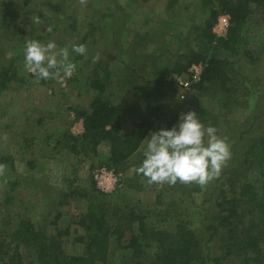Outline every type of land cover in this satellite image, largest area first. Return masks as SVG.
I'll use <instances>...</instances> for the list:
<instances>
[{
  "label": "trees",
  "instance_id": "1",
  "mask_svg": "<svg viewBox=\"0 0 264 264\" xmlns=\"http://www.w3.org/2000/svg\"><path fill=\"white\" fill-rule=\"evenodd\" d=\"M76 2L73 1L65 8L57 2L53 3L52 0L38 2L37 5L52 4L44 13H38L40 19L42 17L48 22L52 30L34 39L43 38L47 42L54 41L57 48H62L66 45L64 36L55 33L58 26L63 29L66 27L67 33L71 36L79 35L76 36L78 40L75 41L79 44H87V39L93 38L94 30H102L104 39H108L106 41L112 43L115 50L109 51L104 58L95 62L92 73L84 78L83 85L94 93L88 106L70 108L75 118L81 120L83 131L76 135L69 131L62 133L57 137V145L67 148L72 153H82L86 156L89 153H95L98 145L105 144L108 146V153L99 161V164L115 168L116 171H124L128 159L136 152L147 131L153 128L160 130L163 125L160 113L162 98L164 96L170 99L175 98L177 84L174 80L166 81V76L170 77L172 72L181 74L194 62L203 63L204 68L201 81L195 86L197 92L191 95V99L195 100L202 90L217 86L210 95L216 98V103L221 106V109L231 111L228 107H235L237 97L234 98L233 95L237 94L238 86L231 83V80L236 77L243 85L246 84V68L248 67V65L240 67L236 64L240 63L239 57L242 54H245V57L247 55L249 62L253 61L252 50L244 47L245 43H242L243 40L247 42L248 39L245 25L252 15L256 16V22L264 23V0H200V6L197 8H201L204 14L193 31L196 34L197 45L186 44L187 52L178 50V53L180 52L178 55L181 56L175 62L167 60V50H164L165 57L160 55L152 63L148 61L153 73L151 78L145 77L138 71L136 68L139 67L140 61L133 60L134 57L141 55L134 50L140 44L136 40L138 33L135 27L131 28V24L125 22L121 28L118 25L114 26L112 19L104 25L94 13L85 26H78L77 22L80 19L76 13L78 7ZM170 3L168 2L167 6H170ZM138 4L133 9H136ZM27 12V8L23 7L21 11L16 6L10 14H7V11L4 15L0 14L1 38L4 37V33L7 36V32L11 29L14 31L18 22L25 24L26 18H23V14ZM221 14L228 15L229 24L225 36L217 37L212 32V27ZM10 15L18 19L11 20ZM151 35V30L145 32L146 37ZM128 40L130 43L123 46L122 43ZM75 42L72 43L75 44ZM164 45L168 48L167 44L164 43ZM221 49L228 51L230 58H235V60L220 56L218 52ZM86 53L75 55V60L85 58ZM117 53L127 54L128 58L124 64L126 56H121L123 68L121 72L112 74L110 64L116 58ZM4 61L0 66V92L13 81L20 79L23 82L24 80L22 76H17L11 60H7L5 64ZM29 75L37 79L33 74ZM62 78L64 81L67 79L63 77V74ZM50 81L51 79H41L38 83L47 85ZM110 81L112 86L109 85ZM125 85L128 87L127 90H119ZM229 85H231L230 88H227ZM243 89L246 90L244 97L248 99L255 95H252V92L257 93V89L259 91V88L252 90L247 85H244ZM190 91L183 98L178 97V99L189 98ZM208 97L212 98L209 95ZM115 98H118L119 102H116ZM178 99L176 101L181 103ZM131 113L138 114L141 118L139 121H134L128 132L122 134L123 121ZM223 113L224 111H221V115ZM176 117V113L172 114L165 128L170 129ZM198 117L201 120V117ZM209 121H215L213 114L210 115ZM260 132V135L254 137L243 136L241 133L232 140L231 153L239 157L241 155L242 159L230 158L229 163L227 161L219 176L212 181L211 192L209 198L206 199L210 202L213 190H218L213 201L218 213L210 214V209L203 208L198 211L202 216L200 222L192 224L191 217H185L189 213L186 209L169 210L168 213L171 215L167 217L175 223L174 229L170 231L146 225L144 218L137 217L133 209L127 210L126 214L123 211L116 213L117 209L111 207V212H108L109 207L104 206L97 198V196L104 197L106 194L95 188L94 182L89 183L93 192L88 193L84 188L72 184L66 190L51 183L48 185L47 174H43L39 179L29 174L19 181H17L19 176H16L17 179L15 178L12 185L17 186L22 182L26 188L30 186L34 189L40 181L47 187L41 192L44 204L40 216H44L36 222L23 214H18L13 220L10 218L11 214L7 212L1 216L0 264H223V259H228V257L232 260L230 264H264V245H262L264 244V126ZM227 137L229 140V135ZM239 142L244 148L242 151L234 148L238 147ZM0 162L8 163L11 169L14 166L11 156L1 155ZM28 164L32 166L34 161H29ZM250 170H255L260 175L259 184L246 180L245 174ZM224 186L227 187L226 190ZM174 189L178 191L179 197L182 198L181 201L191 196L195 190H200L198 186L180 182ZM160 195L162 196L161 193ZM73 197H80L86 202L85 211L77 221L84 230V234L73 238L74 241L79 242V247L84 245V255L66 254L64 242L66 238L68 239L69 226L65 228L57 226V221L63 214L60 210L62 201ZM11 200L12 196L7 195L5 201ZM241 203L252 207L238 210L237 207ZM106 204L108 203L105 202ZM223 211L226 213L221 214L220 212ZM252 211L259 212L260 218L250 216L249 222H245L244 217ZM106 214H119L120 218L125 215L126 220L123 226L115 222V227H113L106 219ZM206 214H210L208 221L205 220ZM45 223L53 226L54 230L48 232ZM218 225L223 228L227 227V230L217 232ZM218 233L221 244L214 245V235ZM113 239L116 242L115 245L111 243ZM23 246L30 249L33 255L31 259L28 260L21 253L20 247ZM212 246L216 248V253L213 252ZM221 249L222 256H218V250Z\"/></svg>",
  "mask_w": 264,
  "mask_h": 264
},
{
  "label": "rangeland",
  "instance_id": "2",
  "mask_svg": "<svg viewBox=\"0 0 264 264\" xmlns=\"http://www.w3.org/2000/svg\"><path fill=\"white\" fill-rule=\"evenodd\" d=\"M41 1L34 0L33 3L29 0H0V14L2 15L6 11L7 14H10L16 6L21 11L23 7L28 9V14H23V18H26L25 24L18 22L16 29L8 31L7 36L4 33V37L2 38L0 31V66L4 59V64L7 60H11L14 63L17 76H22L24 79L23 82L20 79L13 81L5 90L0 92V157L1 155L11 156L14 162L12 169L6 163L7 167L3 175H0V218L7 212L11 214V220L15 219L18 214H23L29 216L33 222L41 220L40 217L44 216H40L44 204L42 203L43 197L41 192L46 190L45 188L47 187L40 181L34 189L30 186L26 188L22 182L17 186L12 185L17 179L16 176H19L17 180L19 181L22 177L29 174L37 176L36 178L38 179L43 174H47L46 181L48 185L51 183L60 189L66 190L72 184L73 186L84 188L85 191L90 193L91 191L93 192L92 186L89 185V183L93 184L94 182L93 170L98 166H106L99 164V161L108 153V146L105 144L98 145L95 153H89V155L85 156L82 153H72L67 148L57 145L56 142L57 137L66 131L75 135L83 131L82 122L75 118L70 108L78 106L86 107L93 99L94 93L83 85L85 76L91 74L95 66L93 57L98 55L99 59H102L106 56V53L109 54V51L115 50L112 43L106 41L108 39H104L102 30H94L93 38L89 37L87 39L88 43L84 44L87 49L85 58L75 60L77 53H73L70 45L73 44L72 42L78 40L77 37L79 35H76L77 37L71 36V34L67 33L66 27L63 29V27L58 26L55 33L64 36L65 45H69V59L76 67L72 76L70 78L67 77L63 84L59 83L57 79H51L47 85L39 84L35 77L29 75L32 73L28 72L24 66L23 49L26 40L43 35L50 26L42 17L41 24L39 25L33 24L31 20V17L38 16L39 12L44 13L52 5H37ZM52 1L53 3L57 2V4L62 5L63 8L73 1H77L78 7L76 13L80 19L77 22L78 26H85L86 22L92 19L94 15L104 25L111 19L114 26L118 25L120 28L123 27L122 24L124 22L126 24L130 23L131 28L135 27L138 33L136 40L140 42L136 49L134 48L136 53L141 54L133 58L136 62L140 61L139 67L136 69L149 78L153 76L149 62L152 63L160 55L165 57L166 50L167 60L175 62L181 56L178 55L180 52H187L185 50L187 49L186 44L197 45L196 34L193 31L204 14L201 8H197L200 6V0H87L86 5L80 4L79 0ZM138 2L140 3L138 4ZM168 2H171L170 6H167ZM137 4L138 7L133 9ZM10 16L11 20L16 21L18 19L16 16ZM64 30L66 31L65 33ZM149 30L152 31V35L146 37L145 32H149ZM245 31L247 32L248 39L247 42L243 40L242 43H245L243 44L244 47L252 50L251 56L253 61L249 62L247 55L245 57V54H242L239 57L240 63L236 65L240 67L248 65L246 68V84L244 85H247L252 90L259 88V91L257 89V93L252 92V95L255 94L253 97L249 99L245 98L246 90L243 89L244 85L236 77L233 78L231 83L238 86L237 94L233 95L235 96L234 98L237 97V100H235L236 105L235 107H228L231 111L228 108L226 111L222 110L221 106L216 103V98L210 95L212 94V90L217 86L209 90H202L195 100L191 99V95L197 92L195 86L201 81V78L199 82L190 88L189 98L178 99L179 88L177 86L174 99H170L168 96L162 98L160 113L163 125H161L160 129L166 127L172 114L176 113L177 115L176 121L172 125L173 127L178 126L180 113L195 111L201 117L200 121H202L205 128L208 126L215 127L217 135L222 138L226 137L227 139L229 135L230 139H227V143L230 146L231 152L233 148L232 140L236 139L239 134L242 133L243 136L248 135L249 137L261 134L260 130L264 126V23L256 22V16L252 15L245 25ZM38 40L45 44L47 42L43 38ZM129 43L128 40V42H123L122 44L123 46H127ZM164 43L168 45V48L165 47ZM75 44L78 45L79 43L75 42ZM133 46L135 47L134 44ZM180 47L181 49H179ZM178 50L180 51L179 53ZM218 54L235 60V58H230L226 50L221 49ZM121 56H126L124 64L127 62V54L117 53L116 58L110 64L112 74L121 72L124 65L121 64ZM160 60L164 61V59ZM191 64L181 74L172 72L170 77H168L169 75L166 76V81L174 80L176 82L177 77L187 79L188 68ZM201 64L204 68V64ZM109 85L112 86L111 81ZM230 86L227 88H230ZM127 88L125 85L119 88V90H127ZM260 90L262 91L260 92ZM208 95L212 98H209ZM177 99L181 103H178ZM115 101L119 102L118 98H115ZM221 111H224L223 115H221ZM211 114L215 116L214 122L209 121ZM140 118L138 114L135 115L134 113L126 116L121 133L128 132L134 121H139ZM155 131L159 130L153 128L147 131L136 152L128 159V164L124 171L121 172L116 171L115 168H109L121 174V180L113 191H101L96 187L94 182L95 188L106 194L104 197L97 196L99 202L109 207L108 212H111V207L117 209L116 213L133 209L137 217L144 218L146 225L154 226L156 229H166L167 231L174 229L175 226V223L167 217L171 215L168 213L169 210L186 209L189 213L185 217H191L190 222L192 224L200 222L202 216L199 215L198 211L203 208L210 209V214H213V212L217 214L218 211L213 201L218 194V190H213L210 202L206 200L209 198V193L211 192L210 186L215 178L203 187L196 183H191L190 185L198 186L200 190H195L191 196L181 201L182 198L179 197L178 191L174 189L179 181L175 185L167 183L149 184L146 177L137 173V168L144 159L143 152L147 141L150 139L148 136ZM205 140H207V137H205ZM234 148L241 151L244 150L240 142L238 147ZM231 155L230 158L234 160L242 159L241 155L240 157L237 154L231 153ZM29 161H34V165L30 166L28 164ZM0 164L4 163L0 162ZM135 175L136 179H134ZM245 175L246 180L252 183L259 184L261 180L260 175L255 170H250ZM224 188L225 190L227 189L226 186ZM9 194L12 196V200L6 202V196ZM159 198L160 200H158ZM64 201L60 205V210L63 214L58 219L57 226L58 228L69 226L68 239L64 240L66 254L78 253L84 255V245L79 247V242L77 240L74 241L73 238L84 234V230L78 225L77 221L79 216L85 211L86 202L80 197L67 198ZM105 202L108 204L105 205ZM247 207L252 206L241 203L237 209L241 210ZM220 213L225 214L226 212ZM210 214H206L205 220L208 221ZM51 215L54 216L55 214ZM119 216V214H106V219L109 220V224L113 227H115V222L123 226L126 216L124 215L122 218ZM250 216L258 219L260 218V213L252 211L246 214L244 221L248 223ZM197 217L199 219L196 220ZM45 226L48 232L54 230L53 226H48L46 223ZM226 228L218 225L217 232H224L227 230ZM219 233L218 235H214V245L221 244V239L218 238ZM111 243L113 245L116 244L114 239ZM212 248L213 252L216 253V248L214 246ZM20 249L25 258L28 260L32 258L33 255L28 247L23 246ZM116 252L118 253V251ZM221 253L222 249L218 250V256H222ZM228 259H223V264H230L232 262L231 259Z\"/></svg>",
  "mask_w": 264,
  "mask_h": 264
},
{
  "label": "clouds",
  "instance_id": "3",
  "mask_svg": "<svg viewBox=\"0 0 264 264\" xmlns=\"http://www.w3.org/2000/svg\"><path fill=\"white\" fill-rule=\"evenodd\" d=\"M79 2L86 5L87 0ZM31 20L33 24H41L39 16L31 17ZM51 30L49 26L47 31ZM71 48L81 55L87 51L84 44H73ZM23 53L24 66L37 77V82L41 79H57L63 84L62 74L70 78L76 67L69 59L68 46L58 49L54 41L45 44L37 39H28ZM98 60V55L93 57V62ZM148 137L150 139L143 152L144 159L137 173L146 177L149 184L175 185L179 181L203 187L219 176L231 157L226 137L217 135V129L213 126L205 128L195 111L180 113L178 126L161 128ZM6 167L0 164V175H3Z\"/></svg>",
  "mask_w": 264,
  "mask_h": 264
},
{
  "label": "built area",
  "instance_id": "4",
  "mask_svg": "<svg viewBox=\"0 0 264 264\" xmlns=\"http://www.w3.org/2000/svg\"><path fill=\"white\" fill-rule=\"evenodd\" d=\"M229 24V17L226 14L220 15L217 18L216 24L212 27V31L217 36H224L227 32ZM216 32V33H215ZM203 72V65L201 62L193 63L188 68V78L177 77L176 83L179 88L178 97L183 98L190 90L191 85L200 81ZM93 178L96 187L104 192H111L115 189L118 182L121 180V174L116 173L113 169L106 166H98L93 170Z\"/></svg>",
  "mask_w": 264,
  "mask_h": 264
},
{
  "label": "crops",
  "instance_id": "5",
  "mask_svg": "<svg viewBox=\"0 0 264 264\" xmlns=\"http://www.w3.org/2000/svg\"><path fill=\"white\" fill-rule=\"evenodd\" d=\"M78 120H80V119H78ZM81 121V120H80Z\"/></svg>",
  "mask_w": 264,
  "mask_h": 264
}]
</instances>
